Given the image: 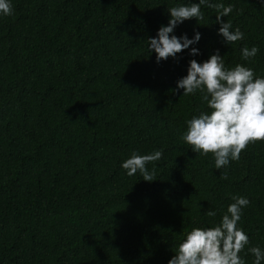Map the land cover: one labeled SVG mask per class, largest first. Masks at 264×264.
<instances>
[{"label": "trees", "instance_id": "1", "mask_svg": "<svg viewBox=\"0 0 264 264\" xmlns=\"http://www.w3.org/2000/svg\"><path fill=\"white\" fill-rule=\"evenodd\" d=\"M209 2L234 6L222 19L244 38L226 44L216 9L201 5L203 20L170 34L198 31L199 42L158 63L149 38L168 9L199 0H11L12 14H0V264H168L194 227L221 222L233 196L250 201L237 227L253 264L248 249L264 250V141L216 169L213 153L182 139L211 109L199 91L176 89L191 60L217 49L226 68L264 77V0ZM245 46L259 49L251 60ZM161 149L146 165L154 181L121 167L133 151Z\"/></svg>", "mask_w": 264, "mask_h": 264}, {"label": "clouds", "instance_id": "2", "mask_svg": "<svg viewBox=\"0 0 264 264\" xmlns=\"http://www.w3.org/2000/svg\"><path fill=\"white\" fill-rule=\"evenodd\" d=\"M201 5L216 9V22L220 24L218 34L222 35L226 44L244 38L239 27L233 30L231 21L222 19L233 11V5L199 0V3L172 7L168 9V24L162 25L157 36L148 40L149 50L155 51L158 63L169 57L175 58L178 53L199 42L201 33L198 31L191 39L186 34L180 37L170 34L185 20H203ZM12 12L11 0H0V14L11 15ZM241 51L244 60H251L259 49L256 46L251 49L245 46ZM190 54L198 55L199 49L192 47ZM178 89H183L184 96L199 91L202 101L211 109L210 113L201 112L187 121V131L182 139L196 153H213L216 169L227 166L230 160H238L250 143L264 141V77L256 76L252 68L242 64L226 68L224 57L217 49L203 63L195 59L189 62L187 75L177 81ZM162 155L163 149L143 155L133 151L121 167L127 170L128 176L139 171L143 180L151 182L156 180L155 168L149 171L146 165L160 160ZM221 178L227 179V173H222ZM232 200L234 202L228 206L217 226L194 227L188 232L168 264H245L239 254L248 245L249 237L237 225L241 220L242 209L250 201L242 196H233ZM206 215L214 217L216 212L209 209ZM248 251L255 256L253 264L264 261V250L260 247L254 246Z\"/></svg>", "mask_w": 264, "mask_h": 264}]
</instances>
